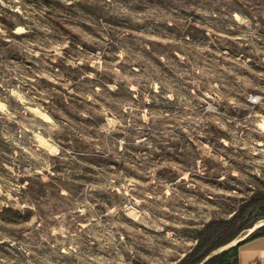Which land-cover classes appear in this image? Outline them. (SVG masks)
Segmentation results:
<instances>
[{"label":"rangeland","instance_id":"obj_1","mask_svg":"<svg viewBox=\"0 0 264 264\" xmlns=\"http://www.w3.org/2000/svg\"><path fill=\"white\" fill-rule=\"evenodd\" d=\"M261 190L264 0H0V264H174Z\"/></svg>","mask_w":264,"mask_h":264},{"label":"trees","instance_id":"obj_2","mask_svg":"<svg viewBox=\"0 0 264 264\" xmlns=\"http://www.w3.org/2000/svg\"><path fill=\"white\" fill-rule=\"evenodd\" d=\"M254 100L257 101L256 97ZM256 209L264 211V190L254 192L229 218L210 219L204 223L196 234L195 245L174 264H213L221 253L224 254L227 251L222 250L220 253L206 257L235 240L234 244L229 246L234 251L232 262L224 264H237L238 246L245 240L264 236V224L254 227L257 220L264 219V213L259 214L253 220H249L247 216L250 210ZM251 228L253 230L247 236L237 239L242 231Z\"/></svg>","mask_w":264,"mask_h":264},{"label":"crops","instance_id":"obj_3","mask_svg":"<svg viewBox=\"0 0 264 264\" xmlns=\"http://www.w3.org/2000/svg\"><path fill=\"white\" fill-rule=\"evenodd\" d=\"M237 264H264V236L245 240L238 246Z\"/></svg>","mask_w":264,"mask_h":264}]
</instances>
